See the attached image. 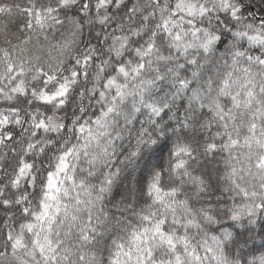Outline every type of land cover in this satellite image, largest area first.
I'll return each mask as SVG.
<instances>
[{
	"label": "clouds",
	"instance_id": "9594fccd",
	"mask_svg": "<svg viewBox=\"0 0 264 264\" xmlns=\"http://www.w3.org/2000/svg\"><path fill=\"white\" fill-rule=\"evenodd\" d=\"M0 264H264V0H0Z\"/></svg>",
	"mask_w": 264,
	"mask_h": 264
}]
</instances>
